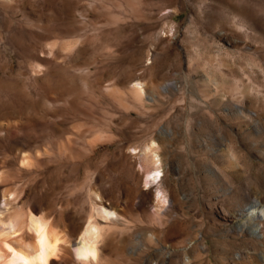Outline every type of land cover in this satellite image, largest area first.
Wrapping results in <instances>:
<instances>
[{"label":"rangeland","instance_id":"obj_1","mask_svg":"<svg viewBox=\"0 0 264 264\" xmlns=\"http://www.w3.org/2000/svg\"><path fill=\"white\" fill-rule=\"evenodd\" d=\"M3 196L94 264H264V0H0Z\"/></svg>","mask_w":264,"mask_h":264},{"label":"bare ground","instance_id":"obj_2","mask_svg":"<svg viewBox=\"0 0 264 264\" xmlns=\"http://www.w3.org/2000/svg\"><path fill=\"white\" fill-rule=\"evenodd\" d=\"M152 157L154 158V156ZM156 170L155 168L154 171ZM146 172L148 173L149 171ZM152 179H157V177L153 175ZM155 193V198L163 203L165 196L162 190L157 189ZM8 202L10 200L3 196L4 206L0 210V264H64L68 251H72L75 258L81 263L94 264L97 262L98 257H100L98 255L100 250L97 247V242H99L98 235L100 234L99 223L96 224L92 222L93 220L88 221L84 228L74 236L68 234L67 236L64 232H61L62 230L56 229L55 225L52 226L47 222L42 217L43 215L37 216L33 213L21 215L17 209L9 211L8 207L5 206ZM252 203L247 207L245 213H240L241 218H245L244 220L239 219L238 225L250 234L256 235L259 231L258 229L264 227L259 223L264 218V204H261L258 200ZM249 208L254 209L250 210ZM100 209V212L103 213V215L101 214L102 217L104 216L103 218H109L114 215L112 209L110 210L105 207H100ZM254 220H257V222ZM24 233L29 234L32 240L25 241V239H22L24 238ZM257 235L260 236L259 234Z\"/></svg>","mask_w":264,"mask_h":264}]
</instances>
